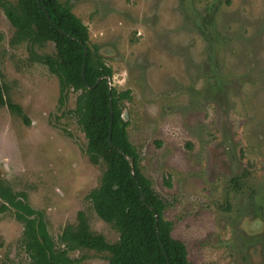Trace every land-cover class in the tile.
I'll return each instance as SVG.
<instances>
[{
    "label": "rangeland",
    "instance_id": "1",
    "mask_svg": "<svg viewBox=\"0 0 264 264\" xmlns=\"http://www.w3.org/2000/svg\"><path fill=\"white\" fill-rule=\"evenodd\" d=\"M61 1L88 26L112 86L131 92L123 105L130 140L189 260L264 264V0ZM218 7L208 39L198 28ZM14 32L0 8L1 82L29 120L0 107V180L28 195L59 245L79 212L114 243L119 233L87 199L104 167L90 162L68 115L77 95L60 106L58 78L26 44L12 45ZM23 229L13 212L0 216V264H29ZM70 256L109 264L106 253Z\"/></svg>",
    "mask_w": 264,
    "mask_h": 264
},
{
    "label": "trees",
    "instance_id": "2",
    "mask_svg": "<svg viewBox=\"0 0 264 264\" xmlns=\"http://www.w3.org/2000/svg\"><path fill=\"white\" fill-rule=\"evenodd\" d=\"M0 8L15 29L12 45L26 44L31 59L58 78L59 105H65L70 93L77 95L68 115L85 134L90 162L104 167L100 185L87 199L99 218L119 233V239L110 243L94 233L85 214L79 212L78 223L65 228L59 245L49 233L44 214L28 202V195L0 180V216L13 212L23 224L21 245L29 264H80L83 259L70 256L78 250L106 253L109 264H193L186 245L173 237L174 224L165 218L166 204L142 173L140 154L130 140L123 105L131 92L110 87L113 69L99 47L91 44L88 26L61 0H0ZM219 8L207 13L198 28L208 39L217 35L213 18ZM50 43L54 54L37 52ZM5 89L0 77V107L7 105L28 123L21 107L7 99ZM127 157L134 159L133 169Z\"/></svg>",
    "mask_w": 264,
    "mask_h": 264
},
{
    "label": "water",
    "instance_id": "3",
    "mask_svg": "<svg viewBox=\"0 0 264 264\" xmlns=\"http://www.w3.org/2000/svg\"><path fill=\"white\" fill-rule=\"evenodd\" d=\"M38 2H39V0H38ZM47 17H48V19L50 20V18H49V16L47 15ZM85 54H87V50L85 49ZM102 78H100L99 80H101ZM109 85H110V87L112 86V83H111V81L109 80ZM111 112H112V108H111ZM125 117V116H124ZM125 120L127 121V118L125 117ZM120 153H122L121 151H119ZM127 159H128V161H129V163H130V165H131V167H132V169H133V163H134V159L133 158H131V157H127ZM151 210L152 211H155L154 210V208H151ZM156 219L158 220V217L156 216Z\"/></svg>",
    "mask_w": 264,
    "mask_h": 264
}]
</instances>
